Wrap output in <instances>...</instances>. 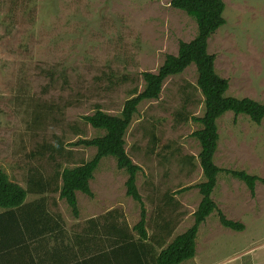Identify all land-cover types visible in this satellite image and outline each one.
<instances>
[{
	"label": "rangeland",
	"instance_id": "obj_1",
	"mask_svg": "<svg viewBox=\"0 0 264 264\" xmlns=\"http://www.w3.org/2000/svg\"><path fill=\"white\" fill-rule=\"evenodd\" d=\"M170 1L0 0V170L24 189L31 178L48 184L25 202L45 199L62 220L66 243L90 219L129 230L140 219L139 204L126 195L127 174L112 157L93 173L91 197L75 193L78 217L56 189L63 169L95 155L94 147L76 143L104 134L82 117L96 108L119 115L142 91V73H155L179 42L195 37V21ZM222 1L225 24L207 41L215 72L228 81L227 96L264 104V0ZM196 79L194 65L165 79L157 99L139 104L124 135V150L139 167L135 185L152 245L161 238L165 247L186 231L201 200L200 147L191 136L201 127L191 117L204 108ZM216 124L214 164L264 181V119L257 125L226 112ZM211 198L244 229L221 226L213 212L198 228L193 258L180 264H264V183L256 181L252 197L221 172Z\"/></svg>",
	"mask_w": 264,
	"mask_h": 264
},
{
	"label": "trees",
	"instance_id": "obj_2",
	"mask_svg": "<svg viewBox=\"0 0 264 264\" xmlns=\"http://www.w3.org/2000/svg\"><path fill=\"white\" fill-rule=\"evenodd\" d=\"M170 6L195 21V37L189 42H179L177 54L166 55L155 73H142V91L133 93L124 102L119 115H109L96 108L91 115L82 117L86 124L104 134L76 143L94 147L95 155L77 167L63 169L60 173L61 184L56 189L72 215L78 217L75 193L81 192L91 197L89 181L93 173L102 158L112 157L117 168L127 174L126 195L139 204L138 223L129 230L124 223L119 226L116 223L98 225L96 220L90 219L83 234H76L71 243H66L63 240L65 232L62 220L49 212L45 199L25 202L28 193H46L48 184L41 179L31 178L28 188L24 189L0 170V264H180L193 258L198 228L213 212L216 211L221 226L235 232L243 231L244 226L226 219L211 198L217 175L224 172L240 180L252 197L256 181H264L244 171L222 170L214 164L213 156L219 138L216 120L231 112L234 116H246L259 125L264 119V104L247 97L227 96L228 81L215 72L214 56L207 51V41L225 24L223 1L171 0ZM190 65L195 66L196 86L203 97L204 107L201 117H191L194 123L201 126L191 135L200 147L198 159L204 181L195 187L201 200L193 213V224L186 231L165 247L161 238L154 246L146 232L144 206L135 185L139 167L131 162L124 150V135L139 104L157 99L165 79L181 74ZM51 242L55 243L52 247ZM156 248L160 249L159 252H156Z\"/></svg>",
	"mask_w": 264,
	"mask_h": 264
},
{
	"label": "crops",
	"instance_id": "obj_3",
	"mask_svg": "<svg viewBox=\"0 0 264 264\" xmlns=\"http://www.w3.org/2000/svg\"><path fill=\"white\" fill-rule=\"evenodd\" d=\"M52 241H53V240H52ZM54 244H55V243L51 242V243H50V247H52Z\"/></svg>",
	"mask_w": 264,
	"mask_h": 264
}]
</instances>
